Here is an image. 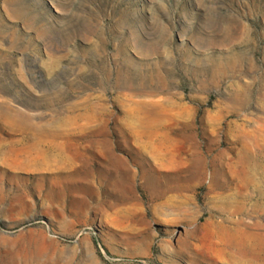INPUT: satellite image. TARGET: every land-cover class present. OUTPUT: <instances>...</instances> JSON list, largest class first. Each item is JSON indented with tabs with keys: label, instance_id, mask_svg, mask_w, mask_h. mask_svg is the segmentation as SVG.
Wrapping results in <instances>:
<instances>
[{
	"label": "rangeland",
	"instance_id": "rangeland-1",
	"mask_svg": "<svg viewBox=\"0 0 264 264\" xmlns=\"http://www.w3.org/2000/svg\"><path fill=\"white\" fill-rule=\"evenodd\" d=\"M0 264H264V0H0Z\"/></svg>",
	"mask_w": 264,
	"mask_h": 264
},
{
	"label": "bare ground",
	"instance_id": "bare-ground-1",
	"mask_svg": "<svg viewBox=\"0 0 264 264\" xmlns=\"http://www.w3.org/2000/svg\"><path fill=\"white\" fill-rule=\"evenodd\" d=\"M146 104V102H142V105H145ZM135 118V117H134ZM133 124H134V127L135 128H138L139 129V131L140 132H138L139 134H137L138 135V141L140 142V143H142V147L144 148V149H146V150H149V152L150 153H153V154H156V153H159L160 154V150H159V148H156L154 145H153V143L154 142H150V141H148V140H152V136H147V135H145V125H148L149 126V128H152V126L153 127H157V124L155 123V124H150V123H145V122H143L142 120H140V118H137L134 122H133ZM132 124V125H133ZM158 126H159V124H158ZM153 129V128H152ZM157 140V139H156ZM154 141V140H153ZM163 141H161V143H162ZM88 143V142H87ZM164 152V151H163ZM162 152V153H163ZM161 155V154H160ZM157 157H158V155H156ZM160 157H162V156H160ZM242 211V210H241ZM243 212V211H242ZM237 213H239V210L238 209H236L235 210V212H234V214H237ZM230 220V222L234 225V227H225V226H221L220 225V227H221V229H222V231L225 233V234H227L229 237H230V239H229V246L230 247H236L237 249H240V250H250L251 249V247L247 244V243H245V240H244V238L243 237H237V235L239 234V232H240V228L237 226V224H236V220L234 219V220H232V218H230L229 219ZM244 230V229H243ZM241 232H242V230H241ZM248 235V234H247ZM247 235H245L244 237L245 238H247Z\"/></svg>",
	"mask_w": 264,
	"mask_h": 264
}]
</instances>
